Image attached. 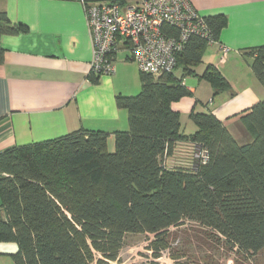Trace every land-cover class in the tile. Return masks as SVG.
I'll return each instance as SVG.
<instances>
[{
    "label": "trees",
    "instance_id": "16d2710c",
    "mask_svg": "<svg viewBox=\"0 0 264 264\" xmlns=\"http://www.w3.org/2000/svg\"><path fill=\"white\" fill-rule=\"evenodd\" d=\"M207 23L217 39L227 21L218 16ZM25 32L0 12V64L2 38ZM207 44L191 39L175 71L193 73ZM252 52L264 86V46ZM201 79L216 94L229 89L212 65ZM141 82L139 94L117 97L129 129L115 133L113 152L109 133L81 129L0 153V242L19 245L15 264L117 262L128 234L152 235L147 250L155 259L171 251L177 261L171 240L190 232L243 260L264 250V101L242 117L252 141L241 145L211 113H193L196 132H181L172 104L190 93L174 71L141 73ZM180 143L194 150L188 168L168 165ZM197 149L205 157H195Z\"/></svg>",
    "mask_w": 264,
    "mask_h": 264
},
{
    "label": "crops",
    "instance_id": "0c3cea01",
    "mask_svg": "<svg viewBox=\"0 0 264 264\" xmlns=\"http://www.w3.org/2000/svg\"><path fill=\"white\" fill-rule=\"evenodd\" d=\"M140 1L124 0V5ZM187 1L207 21L223 16L227 24L217 43L206 45L200 68L199 64L190 67L193 73L180 69L182 85L190 93L172 104L181 117V132L192 135L197 130L195 125L187 133L183 119L192 120L193 113H211L239 144H248L252 137L242 117L264 101V86L252 68L253 49L264 46V0ZM0 12L7 14L11 25L26 28L25 33L1 40L5 58L0 64V153L81 129L109 133L108 149L113 152L115 133L129 129L128 112L118 107L117 97H132L142 89L141 72L131 51H118L115 73L93 82V46L80 2L0 0ZM220 45L230 49L224 62ZM209 65L227 80L229 89L216 94L201 79ZM184 144L190 147L180 143L177 150ZM18 252L17 243L0 242V264H15Z\"/></svg>",
    "mask_w": 264,
    "mask_h": 264
},
{
    "label": "built area",
    "instance_id": "2783aa9c",
    "mask_svg": "<svg viewBox=\"0 0 264 264\" xmlns=\"http://www.w3.org/2000/svg\"><path fill=\"white\" fill-rule=\"evenodd\" d=\"M81 3L93 46L91 73H115V55L129 49L141 73L158 77L175 71L177 60L193 38L217 43L207 19L187 0H76ZM230 49L220 45L222 61ZM195 157H205L197 149Z\"/></svg>",
    "mask_w": 264,
    "mask_h": 264
},
{
    "label": "rangeland",
    "instance_id": "374dc122",
    "mask_svg": "<svg viewBox=\"0 0 264 264\" xmlns=\"http://www.w3.org/2000/svg\"><path fill=\"white\" fill-rule=\"evenodd\" d=\"M202 64L203 60L199 63V68ZM174 75L177 78L181 77L182 71L180 68L174 71ZM140 91L141 87L133 95L135 96ZM182 123L183 129L185 128L188 131L187 133H191V130L195 126L193 120L183 119ZM177 151L179 153L169 160L168 165L188 168V163L193 159V148L184 144ZM153 238L152 235L147 234H128L120 251L119 261L109 264H264V250L256 257L243 260L241 257L234 256L208 236L199 233L198 239L194 236L193 232L184 233L176 238V240L172 238L171 246L178 257L177 261L172 259L173 252L171 251H165L161 258L155 259L152 252L147 250ZM98 257L100 258V256Z\"/></svg>",
    "mask_w": 264,
    "mask_h": 264
}]
</instances>
